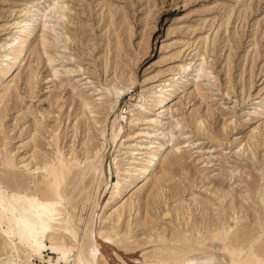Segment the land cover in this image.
Returning a JSON list of instances; mask_svg holds the SVG:
<instances>
[{"label": "rangeland", "instance_id": "rangeland-1", "mask_svg": "<svg viewBox=\"0 0 264 264\" xmlns=\"http://www.w3.org/2000/svg\"><path fill=\"white\" fill-rule=\"evenodd\" d=\"M112 85L127 88L115 107ZM162 89L173 92L164 116L150 107ZM61 165L58 191L48 171ZM0 185L58 200L107 264L264 260V0H0ZM99 227L122 246L102 242ZM220 234L225 243L195 248ZM41 253L29 262L58 256Z\"/></svg>", "mask_w": 264, "mask_h": 264}, {"label": "bare ground", "instance_id": "bare-ground-1", "mask_svg": "<svg viewBox=\"0 0 264 264\" xmlns=\"http://www.w3.org/2000/svg\"><path fill=\"white\" fill-rule=\"evenodd\" d=\"M19 54H16L15 57L13 58L16 59L19 56ZM126 89L127 88L125 86H117V85L111 86V94H112V97L114 98L113 107H115L116 102H118L117 100L124 94ZM161 92L162 94H164L162 98V100H165L164 103L160 105L159 103L162 100L160 101L158 100L159 102H156V103L152 102L150 104V107L154 106L156 111L161 116H164L167 113L169 103L172 101L173 92L169 91L168 93H165L166 92L165 89H162ZM117 117L120 120L125 119V116L121 114L118 115ZM154 122L156 123L154 125L161 124V121L155 120ZM122 128H123L122 124L119 122L117 124L116 131L113 132L112 138L110 139L108 146L106 147L104 146L105 154H106L105 156H107L110 153V150L112 148V142L116 140L119 133L122 132ZM151 135L153 134L149 133L148 136L150 137ZM167 140L168 138L158 141L157 144L155 145L156 148L153 147L154 149L147 153L146 158L144 159V163H142L139 167L140 172L134 174L135 182L146 180L149 177V175L151 174V170L155 168V166L159 163L158 152L159 150L164 149L166 147ZM133 146H134L133 147L134 149L143 148L142 145L139 144V142H136ZM132 153L139 154L140 152L133 150ZM100 162H102V160ZM135 162H136L135 159L130 161V163H133V164ZM99 166H100L99 171L101 170L103 172L107 171L106 161L105 163H102ZM68 170L69 169L65 165H61V167L58 169H49L48 174L50 178L47 184L51 185L53 189H56L59 191V186L61 185V182L64 181L66 175L68 174ZM128 182L131 183L133 182V180L130 179L128 180ZM120 186L121 185L119 184V181L116 180L113 183V186H111L114 188V191H112L111 194L117 195L120 191ZM105 187L106 186L104 185L99 190L104 191V189H106ZM105 206H107V203H105ZM65 213L68 214L67 211H65ZM61 214H63V212L59 208V201L54 199L53 197L46 198L44 200H35V201L32 198H27V197L19 198L18 196H16V194L8 193V191L0 185V236L2 237L1 239L2 244H4V247L6 248V250L4 249L5 251L3 252V255L0 256V264H29V263L31 264L32 261L31 262L29 261L33 257L42 258L41 252L43 248H49L52 252L57 253L58 255L56 259H51L50 256L47 258V260L40 259V260L46 261L48 264H58L57 263L58 261L62 262L63 264H107L106 259L103 257V255L98 249L97 242H95V239L92 238L93 232L90 230L89 233H86V238L89 241L90 245L88 247L84 246L83 242L77 238L78 234L75 228L73 227L74 225L72 226L68 222V220L65 219V217L61 219ZM116 219H118V216ZM56 230L59 231V234H60L59 236H55V234L57 233ZM208 230L210 231L209 228ZM96 234H97V237L104 243L111 244L115 246V248H119L122 246L123 242L119 240V238L116 237V234L113 233L112 231H107V230L105 231L104 229L99 227L96 231ZM226 239L227 238L225 237L224 234L212 235L210 240H205V238H202L201 242L197 241L195 248L199 249L201 252H204L206 251L205 249H207L209 246H212L214 242L225 243ZM234 239L236 238L234 237ZM238 240H236V242ZM236 242L235 244H237ZM228 247L230 248V246ZM195 248L191 247L190 250L195 249ZM259 250L260 248L258 249V251ZM186 253L187 252H185V254ZM228 253L230 257L235 256L236 254H237L236 256H238V253L232 252V250H229ZM256 253L255 255H252V257H247V256L244 257L241 260L240 264H264L263 258L256 255ZM260 253L259 255H261ZM168 259H169V254H168ZM226 259L228 258L226 257ZM185 263L186 264H216L208 258H195V257L191 259H187ZM160 264H168V262L162 260ZM229 264H232V263L229 262Z\"/></svg>", "mask_w": 264, "mask_h": 264}, {"label": "built area", "instance_id": "built-area-1", "mask_svg": "<svg viewBox=\"0 0 264 264\" xmlns=\"http://www.w3.org/2000/svg\"><path fill=\"white\" fill-rule=\"evenodd\" d=\"M31 264H48V263L46 261H44V260L33 259V261L31 262Z\"/></svg>", "mask_w": 264, "mask_h": 264}]
</instances>
